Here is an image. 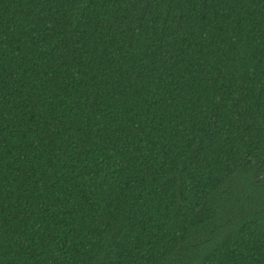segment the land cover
Here are the masks:
<instances>
[{"label": "trees", "instance_id": "16d2710c", "mask_svg": "<svg viewBox=\"0 0 264 264\" xmlns=\"http://www.w3.org/2000/svg\"><path fill=\"white\" fill-rule=\"evenodd\" d=\"M0 264H264V0H0Z\"/></svg>", "mask_w": 264, "mask_h": 264}]
</instances>
